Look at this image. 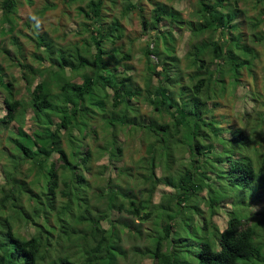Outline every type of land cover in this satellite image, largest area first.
Wrapping results in <instances>:
<instances>
[{
  "label": "trees",
  "instance_id": "1",
  "mask_svg": "<svg viewBox=\"0 0 264 264\" xmlns=\"http://www.w3.org/2000/svg\"><path fill=\"white\" fill-rule=\"evenodd\" d=\"M22 1L32 3L2 0L1 35L14 31ZM172 1L126 0L121 11V17L136 14L143 32L156 31L142 50V87L129 75L130 53L117 45L124 28L107 15L116 0L47 1L38 16L77 4L81 34L61 43L26 23L33 34L30 61L12 38L19 58L11 61L28 100L16 98L0 66L6 111L0 138L6 134L3 156L11 169L3 171L0 186V264H121L125 235L144 240L142 253L152 264L264 261L257 231L264 233V0H196L194 20L184 19ZM241 1L259 12L246 16ZM243 15L251 35L243 31ZM180 30L189 32L183 68L175 51ZM239 88L253 107L232 125L221 110L238 99ZM26 109L30 133L23 130ZM126 148L138 157L124 162ZM102 156L108 163L94 170ZM161 185L170 191H162L156 204ZM203 192L207 198L201 199ZM246 200L261 208L253 213ZM225 205L220 230L211 219ZM137 218L152 220L149 234ZM176 220L204 231L211 226L216 234L194 243L189 258Z\"/></svg>",
  "mask_w": 264,
  "mask_h": 264
},
{
  "label": "rangeland",
  "instance_id": "2",
  "mask_svg": "<svg viewBox=\"0 0 264 264\" xmlns=\"http://www.w3.org/2000/svg\"><path fill=\"white\" fill-rule=\"evenodd\" d=\"M48 2H57L59 3L60 0H32V3H27L26 1H22L18 4L16 8V25L14 27V31L12 33H7L5 35H1V28L5 27V25H2L0 23V48H5L8 50L9 53H5L3 51H0V66L2 69V72L4 74L5 80L10 81L13 84V90L18 93L17 99L21 98L24 101L28 100V94L24 85V82L20 79V70L18 67L13 65V62L11 61V58L14 59V57L17 56L16 47L12 44V38H17L20 42V45L22 46L24 57L27 61L31 60V53L34 52V44L32 39V31L30 24H36L41 32L47 31L51 32L54 37L57 38V41L59 42H68L71 40L78 39L81 34V25L80 22L82 20V17H78L76 13V7L77 4L71 5L67 7L66 10L61 9V5H56L55 9L47 10L42 16H38L37 12L40 11V9ZM117 3L115 7L108 12V16H116L120 20V24L123 26V38L117 43V45H120V48L123 51L129 52L131 55V59L129 61H126L127 64L132 66L131 71L129 72V75L133 76L136 83L139 84V86H143L145 83L144 81V75L146 73V62L144 57L142 56V50L145 47L146 40L152 39V36L156 33L154 30H146L145 32L142 31V27L140 25V19L139 17L130 12L125 17H121V11L123 9V6L126 4V0H116ZM134 1V0H131ZM161 2H167V0H159ZM195 1L196 0H173L172 5L173 7L180 11L182 13V16L184 19H193L194 11H195ZM2 0H0V6H1ZM56 3V4H57ZM239 8L245 12L246 16L253 17L256 13H258V9H255L253 2H239ZM145 9L148 11L151 9V5L146 1H144ZM261 12V10H260ZM2 15V11L0 10V16ZM196 20V19H195ZM240 22L243 24V31L247 33L248 35H251L252 29L250 28L249 22L246 23V20H244V15L241 17ZM26 23H30L29 27L26 26ZM264 30V29H262ZM189 32L187 30H180L175 32L176 36V54L181 59V67L183 68L185 65V52H186V42L188 39ZM157 70H160V67H157ZM187 71V70H186ZM260 71V72H259ZM259 75H262V69H260ZM244 81L248 80V76L243 77ZM79 81V80H77ZM155 81V80H154ZM246 89L239 88L237 90L238 92V99L235 98V101L232 104L224 103L226 108H223L221 110V113L226 117L227 120L232 121V125H236V122L238 121L239 115L242 112H250L251 108L253 107V104L251 102H243L242 96H244ZM227 96H230L226 94ZM3 98L4 94L2 91H0V117H2L6 111L5 106L3 104ZM227 99H230L228 97ZM31 111L30 109L25 110V116L23 121V130L26 133L31 132L30 126H32L30 121ZM241 117V116H240ZM17 123L12 122L9 125V129H16ZM6 134L4 133L2 135V138H0V186L3 185V171L4 170H10L9 163L7 162V159L3 156V150H5V146L7 145V141L5 139ZM101 136V135H100ZM101 137H98V139ZM101 139L99 140V144L101 143ZM94 151V150H93ZM132 149L127 150L124 149V162L129 161V156L131 155L132 158H137L136 151H132ZM5 153V152H4ZM108 163L107 156H102L96 162V164L93 165V169L96 170L95 167L103 164ZM118 166H121L123 164L122 161L116 163ZM28 165H24L22 168V175H26L28 171ZM108 173V172H107ZM115 171H112L110 175L112 177L115 176ZM33 175V174H32ZM23 178V177H21ZM32 178V177H31ZM157 193L154 195L153 201L154 203L159 202L160 193L170 191L169 188L160 186L158 187ZM201 199L207 198L206 192L201 193L199 196ZM203 197V198H202ZM200 199V200H201ZM246 204L250 203V208L253 213L258 212L261 208V204L258 202H252V200H246ZM242 205V204H241ZM232 208H235V205H231ZM199 208L201 212H203V215L206 217L209 215V209L205 205L204 201L200 202ZM228 208L227 205L225 207L219 209V211H215L216 215H214L211 219V222H213L216 226L220 228V230H223L225 227L227 216L224 213V210ZM243 214L246 216H249L251 212H249V209H247L244 205H242ZM118 215V214H117ZM124 218L132 219V217L128 214H122ZM178 223L177 229L179 230V234L177 237L180 240V245L182 247L183 251H192V245L194 243H198V241L203 237H214L216 232L213 230V227L210 226L209 231L201 230L200 226L187 227V224L181 223L182 220H176ZM136 224H140L142 231L144 234H149L152 228V220H140L137 218L135 220ZM194 225V224H193ZM258 235L259 239L258 241L264 242V233H261L259 230ZM260 232V233H259ZM144 240H136L134 238L129 237L128 235H125L123 238V246L127 251V259L126 261L122 262L121 264H152V259L146 256L144 253ZM195 248H197L195 246ZM187 257L189 254L186 252ZM264 257V250L262 253ZM249 264H264V261L254 260L251 261Z\"/></svg>",
  "mask_w": 264,
  "mask_h": 264
}]
</instances>
